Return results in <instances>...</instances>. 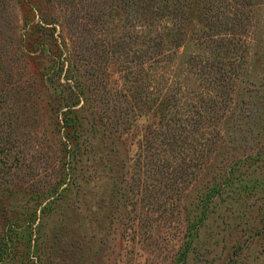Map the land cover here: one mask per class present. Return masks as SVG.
<instances>
[{"label":"rangeland","instance_id":"rangeland-1","mask_svg":"<svg viewBox=\"0 0 264 264\" xmlns=\"http://www.w3.org/2000/svg\"><path fill=\"white\" fill-rule=\"evenodd\" d=\"M209 1H189L150 93L133 59L139 1L0 0V220L68 171L81 132L57 120L56 89L90 99L75 108L88 109L93 146L74 158L71 218L0 240V264H264V0ZM32 12L52 24L21 27ZM224 29L248 43L226 93L187 63L231 57L203 44Z\"/></svg>","mask_w":264,"mask_h":264},{"label":"trees","instance_id":"trees-1","mask_svg":"<svg viewBox=\"0 0 264 264\" xmlns=\"http://www.w3.org/2000/svg\"><path fill=\"white\" fill-rule=\"evenodd\" d=\"M136 1H139L140 3H132V7L135 11L134 17L132 16L134 18L133 25L135 26L132 43L136 45L135 50H137L134 52L133 59L136 62H140V66H146L148 88L150 93H152L154 90H157V88L162 87V84L159 81L156 82L154 79L155 76H158L156 73L157 70L162 69V65L165 63L172 61L169 59L172 55V47H180L177 43L179 36L182 35V32L185 30V23L187 21L185 9L186 7H189L190 0ZM207 2L210 1L207 0ZM212 6H210L208 10L211 11L212 9L210 8H212ZM35 16L39 19L36 22L37 25L46 27L47 25L52 24L47 15L42 14L41 16H38L36 13L32 12L29 22V16L20 20L21 27H25L33 23ZM214 18L218 20L216 15ZM146 20H148V23L144 25ZM164 22L167 25L163 27L162 23ZM209 22L207 23L208 25L206 24V28H208V30L217 28L215 20H210ZM219 25L223 26L221 23H219ZM243 34L244 33L241 31L234 32L224 29V31L219 34L220 38H216L217 35H213L214 39L209 38L203 42L206 46L211 43V45H215L220 50L224 49L226 54L231 55V57H223V61H217L216 65L209 62L208 57L198 54H195L188 59L187 63L190 66V69L192 70V68H196L197 72H195V74L204 77L208 88H217L218 92L225 93L232 90L230 85V82L234 81L232 79V75H235L234 71H236V69L239 70L242 67V61L240 60L242 56L238 54V51H246V48L248 47V43L246 39H244ZM238 35L239 37H237ZM65 91H67V89ZM65 91H59L56 89V93L51 95L56 118L63 127L74 129L76 132H81L76 146L72 148L71 154L67 157V164L69 165L68 171L61 172V174L59 173L57 179L53 181L47 190L41 192V195H38L36 199L33 198L31 202L27 200L26 204L22 208L12 206L9 203L3 207L2 212H6L7 214H3L5 216L2 220H0L1 241L6 239V237H13L16 234L35 232L38 228V223L43 219H55L56 217H60L62 219L71 218L69 211H73L72 207L76 204V199L73 200L74 196L71 194L72 192H70L76 182V176L73 173L74 158L80 154V150L85 149L84 147L90 146L93 148V146L92 141L89 140L91 135L90 127L87 126L91 123L87 115L88 109L85 106H82L79 109L75 108L77 107L79 101L84 102L85 104L88 103V100L90 99L85 97L84 91L78 95H74L72 90L68 91V94H65ZM138 95V92H136L134 99H137L139 97ZM135 102L137 103V101ZM216 105L217 104H212L211 108L213 111L221 109V106L217 109L215 107ZM225 105L226 103H223V106ZM184 106H187V104L181 103L179 107ZM188 107L189 106L186 108ZM179 118L180 114L177 115L175 121L187 122L186 118ZM203 119V113L197 112L196 117L191 119L192 129L197 132L198 126H202ZM91 130L93 131V129ZM170 137L171 141L173 140V142H176V139L180 137V134L172 131ZM235 172H237V170H235ZM69 192L70 195L65 197V195ZM63 199L67 201V207H61ZM19 216H23V218H20ZM5 245L6 243L0 242V253H3ZM186 254L187 253L185 252L184 255Z\"/></svg>","mask_w":264,"mask_h":264}]
</instances>
